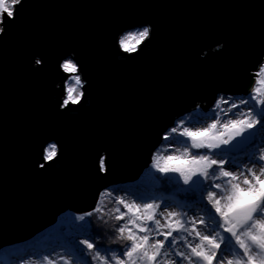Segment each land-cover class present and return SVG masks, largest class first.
Segmentation results:
<instances>
[{"label": "water", "instance_id": "95a60500", "mask_svg": "<svg viewBox=\"0 0 264 264\" xmlns=\"http://www.w3.org/2000/svg\"><path fill=\"white\" fill-rule=\"evenodd\" d=\"M2 26L0 250L137 181L174 119L247 95L264 58V0H23ZM144 27L139 54L119 50ZM71 53L86 96L68 111L59 64ZM52 143L58 159L38 170Z\"/></svg>", "mask_w": 264, "mask_h": 264}, {"label": "snow or ice", "instance_id": "6c2138e0", "mask_svg": "<svg viewBox=\"0 0 264 264\" xmlns=\"http://www.w3.org/2000/svg\"><path fill=\"white\" fill-rule=\"evenodd\" d=\"M22 2L0 0V34L5 32L2 25L15 17ZM149 40L150 30L144 27L119 38V50L139 54L141 45ZM35 64L42 66V59L37 58ZM59 67L74 81L59 108L71 111L70 105L82 104L86 81L75 53L63 58ZM257 76L264 77V65ZM258 82L264 84V79ZM254 93L238 103L221 97L211 115L197 112L163 135L170 148L176 143L183 149H177L175 155H155L152 167L165 179L177 174V182L182 180L188 186L182 189L185 199L194 207L175 211L167 204L161 208L155 202L136 204L116 199L114 203L127 209L117 207V214H109L117 222L109 232L119 247L100 244L93 222L81 215L75 220L86 226L85 234L60 247L64 249L62 264H264V90L256 87ZM205 120L211 123L196 127ZM42 152V161L48 163L38 160V170L51 167L60 149L52 143ZM99 171H107L102 158ZM94 213H101L102 224L108 223L103 209L95 208L87 216ZM50 257L51 252L43 260L56 264Z\"/></svg>", "mask_w": 264, "mask_h": 264}, {"label": "rangeland", "instance_id": "374dc122", "mask_svg": "<svg viewBox=\"0 0 264 264\" xmlns=\"http://www.w3.org/2000/svg\"><path fill=\"white\" fill-rule=\"evenodd\" d=\"M260 79H264V77H261ZM66 84H67L66 86V90H67L69 86H74V81L71 79H68ZM256 87H260L262 90H264V84H261L259 82L257 83ZM220 98L221 97H219L216 100L215 104L218 102ZM226 98H228L229 100H234L237 103L241 99L240 97H226ZM215 104L206 110L205 109L199 110V108H195L192 112L188 114V116H185L179 119L176 122L175 126H177L178 122L181 120L187 121L191 119L192 117L197 116L198 115L197 112L211 115L212 111L215 110ZM224 106L225 108H227V105H224ZM208 123H211V120L202 121L201 123L196 124V127H204ZM180 139H185V138H180ZM258 141H259V138H258ZM166 149L169 151H166ZM177 149L182 151L183 146L181 144L173 143V146L170 148L169 141H164V146L162 145L159 148V150H157V154L175 155V154H178ZM182 162L183 161H175L174 163H182ZM152 163H153V159L151 160L149 167L145 170L142 176L137 181L132 182L131 185H125V186L113 185L109 187L107 190H104L103 192H101L99 199H98V203L100 201L101 196L103 194H107V195H110L113 198V200L123 199L126 203L135 202L136 204H142V203L155 202V203L160 204L161 208H164L165 204H167L170 206L169 210H175V211H185L191 207H194V204L191 201L187 202V201L179 200L176 197L177 195H179V192L173 193V197L169 201H164L161 198H147V199L141 200V199L134 197L136 192L140 191L141 188H143L144 186H149L148 175L152 170L156 171V169L152 167ZM244 163H247V161L245 160ZM176 175L177 174H169V176H176ZM185 187H188V186L185 185ZM125 211H127V209H125ZM196 214L200 215L199 209H196ZM189 215L191 216L192 213L189 212ZM79 216L81 215H77L71 212H65L58 218L57 225L60 224V222H66L69 218L75 219V218H78ZM76 221H79V220L76 219ZM57 225L47 228L46 230L40 232L39 234H37L36 238L31 240L30 242L19 243V244L5 247L6 251H4V253L6 254L3 258H0V264H46V262L43 260V256L49 252H51L50 258L55 260L56 264H62V262L60 261V254H56V251H52L50 249H44V245H45L44 240L47 239L50 233H54V231L57 230Z\"/></svg>", "mask_w": 264, "mask_h": 264}, {"label": "trees", "instance_id": "16d2710c", "mask_svg": "<svg viewBox=\"0 0 264 264\" xmlns=\"http://www.w3.org/2000/svg\"><path fill=\"white\" fill-rule=\"evenodd\" d=\"M148 181L149 186H144L141 188L140 191L136 192L134 197L141 200L147 198H161L164 201H169L172 199L173 193L179 192V195L176 197L179 200L189 202V200L185 199L186 194L182 190L183 188L187 187L183 185L182 180L177 182L175 176H169L167 179H165L162 173L152 170L148 175ZM114 201L115 200H113L110 195L103 194L97 205V208L104 210V214L108 220L107 224H102L101 220L99 219L101 213H94L92 216L85 215L86 219L93 222V225L95 226V232L99 233L97 236L99 243L110 248H117L119 245L112 242V235L110 234L109 230L111 229L112 225L116 224L117 222L112 219V215L109 214H117L115 213V209L117 207H120L122 211H125L122 205H118L114 203ZM80 223H82V221L79 222L73 218H69L66 222H60V224L57 225V230H55L54 233H50L47 239L44 240V249H56V254H63L64 249L60 248L61 246H63L67 241L72 240L74 237L85 234L86 226H83Z\"/></svg>", "mask_w": 264, "mask_h": 264}, {"label": "bare ground", "instance_id": "6f19581e", "mask_svg": "<svg viewBox=\"0 0 264 264\" xmlns=\"http://www.w3.org/2000/svg\"><path fill=\"white\" fill-rule=\"evenodd\" d=\"M143 29V28H142ZM142 29H137L136 31H133V32H137V31H140V30H142ZM128 33H130V32H127V33H124L122 36H124V35H126V34H128ZM121 36V37H122ZM120 37V38H121ZM262 65H264V58H263V62H262V64L261 65H259L258 67H257V69L254 71V72H252V74L253 75H255V76H252V79H253V83H252V86H251V88H250V90H249V92H247V95H243V96H234V95H223V94H218L217 95V97H216V100L219 98V97H240V98H247L248 97V95L251 93V94H255L254 93V89H255V87H256V85H257V83H258V81H259V79L261 78L260 76H257V72H258V69L262 66ZM66 75L69 77V75L66 73ZM68 77H67V79H68ZM69 79H70V77H69ZM67 80L65 81V83H64V86H65V95H64V98H65V96H66V86H67ZM63 98V99H64ZM216 102V101H215ZM215 102H214V104H215ZM213 104V105H214ZM225 107V106H224ZM196 108H199V106H197ZM195 109V108H194ZM193 109V110H194ZM193 110H191L190 112H192ZM189 112V113H190ZM189 113H187V114H185V115H183V116H181V117H179V118H176V119H174V121H173V123H172V125L171 126H169L168 127V130L164 133V134H166L168 131H169V129L170 128H172V127H174L175 125H176V122L179 120V119H181L182 117H185V116H188V114ZM163 134V135H164ZM163 135H162V140H161V143H160V145L158 146V148L154 151V153L152 154V156H151V160L154 158V156L157 154V150H159V148L163 145L164 146V141L165 140H163ZM166 151H169V150H167L166 149ZM142 176V175H141ZM2 250H0V258H3L4 256H5V254L6 253H4V251H6V249H5V247L4 248H1ZM18 249V248H17ZM3 252V253H2Z\"/></svg>", "mask_w": 264, "mask_h": 264}, {"label": "built area", "instance_id": "2783aa9c", "mask_svg": "<svg viewBox=\"0 0 264 264\" xmlns=\"http://www.w3.org/2000/svg\"><path fill=\"white\" fill-rule=\"evenodd\" d=\"M68 74V73H67ZM69 75V74H68ZM68 79H69V77H68ZM68 79H67V81H68Z\"/></svg>", "mask_w": 264, "mask_h": 264}, {"label": "clouds", "instance_id": "9594fccd", "mask_svg": "<svg viewBox=\"0 0 264 264\" xmlns=\"http://www.w3.org/2000/svg\"><path fill=\"white\" fill-rule=\"evenodd\" d=\"M148 28V27H147ZM149 29V28H148ZM150 30V29H149ZM222 47H223V45H222Z\"/></svg>", "mask_w": 264, "mask_h": 264}]
</instances>
